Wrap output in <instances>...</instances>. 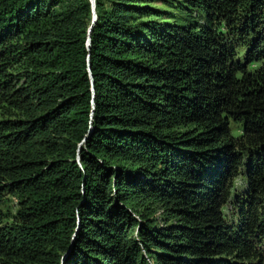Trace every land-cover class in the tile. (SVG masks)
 <instances>
[{"label": "trees", "instance_id": "16d2710c", "mask_svg": "<svg viewBox=\"0 0 264 264\" xmlns=\"http://www.w3.org/2000/svg\"><path fill=\"white\" fill-rule=\"evenodd\" d=\"M178 9L0 0V264H264V0Z\"/></svg>", "mask_w": 264, "mask_h": 264}, {"label": "rangeland", "instance_id": "374dc122", "mask_svg": "<svg viewBox=\"0 0 264 264\" xmlns=\"http://www.w3.org/2000/svg\"><path fill=\"white\" fill-rule=\"evenodd\" d=\"M139 4L148 5L156 7L164 12V22H173L174 17L179 14V6L183 5L185 0H136ZM15 199L10 198L7 205L10 207L11 211L15 210ZM161 211L157 210L156 217L159 223L161 221Z\"/></svg>", "mask_w": 264, "mask_h": 264}]
</instances>
